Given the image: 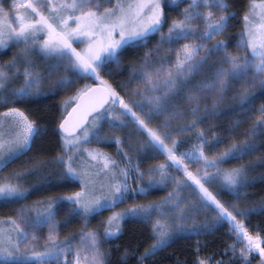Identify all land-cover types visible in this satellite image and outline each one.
<instances>
[{
  "label": "snow or ice",
  "instance_id": "1",
  "mask_svg": "<svg viewBox=\"0 0 264 264\" xmlns=\"http://www.w3.org/2000/svg\"><path fill=\"white\" fill-rule=\"evenodd\" d=\"M3 4L0 51H15L0 62V173L17 161L24 170L0 175V205H20L0 218V264H113L104 245L120 239L129 222L150 225L153 243L143 253L139 244L122 253L117 246L116 264H144L176 239L223 225L232 242L211 255L198 242L190 264H252L257 256L264 264V227L253 236L247 223L258 208L264 214V200L248 207L249 197L241 198L257 179L264 182V173L249 179L264 168V156L224 166L264 150V0H248L242 14L230 11V0ZM238 16L240 32L226 36ZM129 52L137 55L124 67ZM173 52L174 60L160 55ZM68 93L58 109L46 105L43 118L27 111ZM231 113L253 120L242 137L222 135L239 122L215 126ZM49 134L60 149L55 156L40 150L22 160ZM94 143L114 144L115 156L89 147ZM44 173L58 182L47 180L48 187L79 190L27 204L33 191L45 190L43 183L29 187L28 178ZM159 191L166 195L139 202ZM120 205L128 206L114 211ZM106 211L112 214L90 228ZM76 223L77 232L59 238Z\"/></svg>",
  "mask_w": 264,
  "mask_h": 264
},
{
  "label": "trees",
  "instance_id": "2",
  "mask_svg": "<svg viewBox=\"0 0 264 264\" xmlns=\"http://www.w3.org/2000/svg\"><path fill=\"white\" fill-rule=\"evenodd\" d=\"M230 3L231 5H234V7H230V11H236L242 14L243 6L248 3V0H230ZM232 23L235 24L236 26L231 27L229 31L225 34L226 36H235L240 32V26H241L240 16H238L235 21H232ZM12 51H14V49L9 50V51L0 52V62H4L10 59ZM142 51L143 50H141V53ZM136 55L137 53L135 52L127 53L124 58V67H127L129 61ZM160 55H168L172 59L170 53H161ZM124 75L126 76L127 73H125ZM116 78L117 80H119L120 76L118 75ZM65 95H70V93L57 97L55 100H44L38 104H34L30 108H28L27 111L35 115H39L43 118L48 114V108L46 107V105L54 106L55 108L58 109L60 106V100L64 99ZM259 103L260 101H257V105H256L257 107H259ZM222 110L227 111V105L223 106ZM58 114L59 113H57V115ZM237 122H239V127L236 128L235 133L225 132L222 135L223 136L234 135L235 137H238V138L242 137L245 130L251 126L253 120L247 119L246 117L238 113H231L230 115L222 116L215 126L231 128L232 125ZM205 127H208V126L205 125ZM127 131L128 130L126 129L125 132ZM257 143L260 144L261 142L257 141ZM56 144H57L56 138L52 136L51 134H49L48 136L43 137L41 141H38L37 145L33 148V151L29 153L28 156L23 157L22 160L26 161L30 159L33 155H35L40 150H43L45 155L48 157L55 156L60 151V149L56 147ZM98 145L101 148H104L107 152H114V150L116 149L115 148L116 146L114 144H112L111 146L100 145V144ZM228 146L229 144L225 143L221 145L220 148L217 149L216 151L217 152L223 151ZM181 150H185V149H181ZM260 156H264V150H262L261 152H258L256 155L252 157L246 158L244 161H232L224 166L226 168L238 167L241 163L248 164L249 161H255ZM13 170L23 171L24 170L23 163L21 161H17L16 163L8 167V169H5V171L1 173V175L3 174L6 175L7 173ZM262 173H264V168H256L249 173V179L251 180L252 177H259ZM47 180H51L52 183L54 184L58 183L55 180V178L50 176L48 173L43 174V179H41V177H38V176L29 177L28 178L29 187L31 185H37L41 183H43L45 187V190L33 191L32 194L36 192H42L49 197L52 195H64L72 191L79 190L78 187H75V186L51 188L47 186L46 184ZM165 193L166 191L155 192L154 194L148 196V199H149L148 201L159 199L161 196L165 195ZM245 196L249 197L248 203L246 206L248 207L258 206L261 203V201L264 200V182H261L259 179H257L256 182L252 186H250L248 189L245 190V192L241 194L242 199ZM32 197L33 196H29V199L26 201L27 204H32L38 201V200H33ZM222 198L225 201H229L231 199L229 194H225ZM148 201L145 199V202L143 203H147ZM18 207H20L19 204L2 205L3 210L0 211V218H7L8 216L12 215L13 209L18 208ZM122 209L124 208L123 206L120 205L118 208L114 209V211H121ZM111 214H112L111 212H107V211L104 212L102 216L97 217L96 219L92 220L89 227L96 228L100 220L107 218V216ZM200 219L203 220L204 217H201ZM57 220L62 221L63 216L62 215L58 216ZM247 223L253 231L258 232L261 227H264V214H259V208H258L257 213L250 216L248 218ZM224 226L225 225L220 226L218 230L212 233L211 235L199 236V237L189 236L185 238L176 239L174 243L171 244V246L158 252V254H156L155 256L150 257L144 262V264H177L178 260L181 262V264H183L184 261H188L190 264L191 260L193 259V256L190 254L193 252L194 247L198 242L201 245L205 243L208 245L207 248L202 249V254L211 255L212 253L223 252L224 247L227 245V235L225 234L226 232H225ZM80 227H81V224L76 223L67 228H62L59 233V238L64 239L65 237L77 232ZM123 228H124V234L123 236L120 237V239L115 240L111 244L104 245L105 250L111 249L113 251V257H112L113 264H116L117 256H116L115 250L117 246H119L120 252L122 253L125 246L131 245L133 248H135L136 245L139 244L140 245L139 253H143L145 249L150 248L151 244L153 243V241L150 239V225L129 222V223H125ZM261 235L264 236V233H261ZM219 258L220 257L217 256V259ZM130 264H135L134 258L130 259Z\"/></svg>",
  "mask_w": 264,
  "mask_h": 264
},
{
  "label": "rangeland",
  "instance_id": "3",
  "mask_svg": "<svg viewBox=\"0 0 264 264\" xmlns=\"http://www.w3.org/2000/svg\"><path fill=\"white\" fill-rule=\"evenodd\" d=\"M12 2V0H4V4H3V6L5 7V8H7L8 6H9V4ZM15 51V50H14ZM0 52H3V51H0ZM170 55H171V57H172V59L174 60L175 59V53L173 52V53H170ZM8 58H10V57H8ZM4 109H0V111H3ZM89 147H91V148H95V149H98L99 151H101V152H104V153H106V154H108V155H112L113 157L115 156V153H116V149L114 150V152H107L104 148H101L98 144H92V145H90ZM116 148V147H115ZM163 161V157H160V160L159 161H154V160H148V161H146L144 164H143V167L146 169L150 164H153V163H156V162H162ZM8 169V168H7ZM0 175H1V173H0ZM3 175H5V174H3ZM49 195V194H48ZM165 195H166V193H165ZM30 196H33L32 197V199L33 200H42V199H46L48 196L46 195V194H44V193H42V192H36V193H34V194H31ZM35 197V198H34ZM37 198V199H36ZM145 199L148 201L149 199H148V196L146 197V198H144V199H142V200H140L139 202H141V203H143V202H145ZM129 203H131L130 201H129ZM121 206H123V208H125V207H127L128 205H121ZM3 209H2V205H0V211H2ZM4 213H6V212H4ZM13 215V214H12ZM225 227V234L227 235V244H230L231 242H232V237H230L229 236V229H228V227H227V225H225L224 226ZM256 233H257V231H253L252 230V235L253 236H255L256 235ZM40 234V236H41V241H40V243H41V245L43 244V238L44 237H46V235H47V229L45 228L41 233H39ZM238 247V249H239V245L237 246ZM42 250V249H41ZM69 259V261H71L72 260V257H69L68 258ZM226 259V258H225ZM258 259H259V257L257 256V258L256 259H254L253 261H252V264H258Z\"/></svg>",
  "mask_w": 264,
  "mask_h": 264
}]
</instances>
